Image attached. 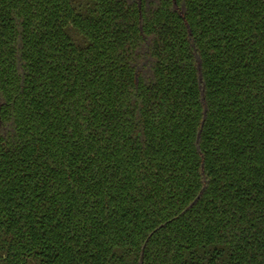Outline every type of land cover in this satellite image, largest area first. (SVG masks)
Listing matches in <instances>:
<instances>
[{
  "label": "trees",
  "instance_id": "trees-1",
  "mask_svg": "<svg viewBox=\"0 0 264 264\" xmlns=\"http://www.w3.org/2000/svg\"><path fill=\"white\" fill-rule=\"evenodd\" d=\"M264 264V0H0V264Z\"/></svg>",
  "mask_w": 264,
  "mask_h": 264
},
{
  "label": "water",
  "instance_id": "water-1",
  "mask_svg": "<svg viewBox=\"0 0 264 264\" xmlns=\"http://www.w3.org/2000/svg\"><path fill=\"white\" fill-rule=\"evenodd\" d=\"M142 263V255H141V258H140V264Z\"/></svg>",
  "mask_w": 264,
  "mask_h": 264
}]
</instances>
